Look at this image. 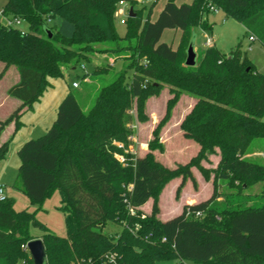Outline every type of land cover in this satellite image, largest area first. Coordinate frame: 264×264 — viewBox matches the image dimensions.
Instances as JSON below:
<instances>
[{"label":"trees","instance_id":"trees-1","mask_svg":"<svg viewBox=\"0 0 264 264\" xmlns=\"http://www.w3.org/2000/svg\"><path fill=\"white\" fill-rule=\"evenodd\" d=\"M118 1L6 0L1 9L29 26L21 32L0 21V75L11 66L16 69L19 79L7 95L20 103L0 120V132L12 122L13 133L21 127V115L50 87V79L63 75V66L89 59L93 51L125 49L129 54L125 69L99 88L87 110L67 93L44 135L17 149L14 186L39 206L57 191L66 234L58 236L44 227L35 211L14 209V198L7 196L0 200V264H34L21 247L37 237L30 233L31 225L42 230L47 264H157L173 258L196 264H264V185L256 195L260 205L245 206L253 197L243 194V189L264 182V163L248 156L251 142L264 138V73L238 50L224 54L214 45L203 50L194 66L184 64L192 28H211L206 16L212 5L264 43V0H191L179 5L166 0L154 20L149 18L153 5L145 18L143 10L133 8L135 15L126 18L123 35L116 30ZM166 28L181 31L177 48L161 41ZM120 39L127 44L119 45ZM104 43L115 46L95 47ZM129 69L133 74L127 80ZM165 86L172 96L148 146L162 150L159 126L168 120L178 95L187 92L196 100L179 128L200 145L198 157L216 149L218 162L210 170L211 196L183 205L179 214L162 221L156 216L157 191L178 175L177 195L187 178L195 186L190 166L198 157L169 169L151 152L138 156L129 147V125L133 104L138 117L146 119L141 115L145 100ZM11 140L0 144V159ZM217 180L218 188L224 184L228 193L216 191ZM150 198V214L142 217L139 207ZM109 223L120 229L104 231Z\"/></svg>","mask_w":264,"mask_h":264},{"label":"rangeland","instance_id":"rangeland-1","mask_svg":"<svg viewBox=\"0 0 264 264\" xmlns=\"http://www.w3.org/2000/svg\"><path fill=\"white\" fill-rule=\"evenodd\" d=\"M5 1L6 0H0L1 22L4 21V16L1 15V9L5 4ZM162 1L163 0H124V6L129 8L132 7L135 10H143V15L145 18L150 6L153 5L149 16V18H152ZM214 7L218 8V10L211 12L209 9V14L206 16L209 24L213 25V31L211 35V28L210 30H206L201 27L192 28V42L195 48L194 51L196 52V62H198V60L201 58L204 52L203 50L208 47L205 44V40L206 37L209 36L210 39L212 37L214 38V45H216L215 47H217L222 53L229 54L231 50L236 49L238 50L241 57H246L255 66L258 72L264 73V43L258 39L250 42L248 39L249 33H247L245 26L235 19L230 17L226 18L219 7H216L215 5ZM117 8L118 3L116 4V9ZM115 22L117 33L123 35L125 26L117 22L116 17ZM28 26L29 25H27L26 21L21 23V30L25 32L28 30ZM173 32L174 29L166 28L162 34V42L167 41L170 44L176 43L174 48H177L180 43V39L177 38V36L175 38ZM118 44L125 45L127 44V41L120 39ZM114 46V43L95 45V47L99 49L112 48ZM128 54V51L125 49L120 50V52H112L109 50L104 52L93 51L89 53V59H82L76 64L63 66L61 69L63 75L59 76L58 78L50 79L49 82L51 85H49L50 87L46 89L47 91L43 93L42 97L34 102L32 108L28 109L21 115L20 119L22 125L15 131L14 136L10 141V155L8 156L9 158L6 162V166L8 168L6 177L3 175L5 170V166H3L4 162H0V182L4 183L5 194L8 197H16L14 209H27L30 212L35 211L36 219L39 221V223L58 236H63L66 234L65 211L61 210L60 208L61 197L59 196V193L57 191L52 192L40 206L32 203L30 204L28 198L25 197L16 186H14L15 178L10 181L11 171H14L15 167L14 163H18L17 153H13V147L18 149L29 139L44 135L45 131L54 121L50 120L51 118L49 114L52 112L53 107H58V104L62 99L61 97L64 96L66 92L75 95L81 108L83 110H87L90 105L94 103V98L97 95L99 88L112 81L121 70L125 69L128 62V59L126 58ZM1 64L2 63L0 62V65ZM105 66V71L99 69V67ZM132 74L133 71L129 69L127 71V80H130ZM3 75H0V79L3 78ZM14 79L15 73L11 71L4 80L0 81V120H3L12 112V100L9 98V96H5L4 91L5 87L10 86ZM74 81L77 82L79 87L72 86ZM171 96L172 94L169 92V87L165 86V88H163L159 93L148 97L147 100H145L141 111V115L146 116V119L144 120L138 117L136 105L135 103L133 104L132 109L130 110V114L133 115V120L129 125L131 131H133V134L130 138L132 143L129 145V147L138 156H142L147 152H151L153 157L157 161L161 162L163 166L169 169H174L178 167V165H185L191 158H197L200 151V145H198L193 139L184 137L182 130L179 128L181 121L184 119L183 117H185L186 113L190 111L196 100L189 93L184 92L178 95L179 99L172 106L169 112L170 115L168 120L162 122L159 126L158 143L162 146V150L155 147L154 149H151V147L148 146L149 141L153 139V129L158 123L162 121L163 117L165 116L166 104L168 98ZM187 109L189 111L185 113ZM262 120H264V116L262 117ZM9 133L10 132H6L4 134V138L8 139L12 135L10 133L11 135L9 136ZM251 143L250 150H253V154L249 153L248 156L264 163V138H257ZM217 155L216 149L215 152L204 150L201 154V157L197 158V164L190 166L191 173L196 179L195 186H193L191 180L187 178L186 182L179 191L180 193L177 195L176 189L181 182V176L179 175L172 177L161 186L156 195L157 205L159 208V212L156 215L158 219H160L159 214L162 212V216H167L181 211V209H183V201H194L211 196L213 193L212 188L214 175L210 170L217 167ZM203 168L208 171V177L203 174ZM263 185L264 182H258L250 185L246 189H243L244 195H250V197H253V199L246 203L245 206H250L252 203L255 205L261 204V198L256 195H260ZM218 190L221 193L229 192L226 190L224 184L220 185L218 188L217 180L216 191L219 192ZM222 198L223 195L218 197V199ZM151 203L152 198L140 205L139 211L141 210L142 217L150 214ZM106 226L107 227L104 229V231L107 232L120 229V226H115L112 223H109ZM30 233L39 237L42 234V230L40 227L31 225ZM26 245L27 243H24L21 247H26ZM26 251L29 254L27 249ZM157 264L196 263L173 258L169 260L158 261Z\"/></svg>","mask_w":264,"mask_h":264},{"label":"crops","instance_id":"crops-1","mask_svg":"<svg viewBox=\"0 0 264 264\" xmlns=\"http://www.w3.org/2000/svg\"><path fill=\"white\" fill-rule=\"evenodd\" d=\"M165 1L166 0H163L162 1V3L159 5V7H158V9L156 10V12L154 13V15H153V17L152 18H150V20H154L157 16H158V14H159V12L163 9V7L165 6L164 4H165ZM191 0H187V1H185V0H181V1H178V0H174V2L177 4V5H179V4H181V3H183V2H186V3H189ZM209 14V13H208ZM224 15V14H223ZM223 21L225 22V20L223 19ZM211 25V24H210ZM200 30V29H199ZM201 31V30H200ZM212 31H213V25H211V30H210V35L212 34ZM180 33H181V31L180 30H175L174 29V32H173V34H174V37L176 38V36H177V38H181V36H180ZM163 34V33H162ZM162 36V35H161ZM163 37V36H162ZM212 39V41H211V46L212 45H214L215 44V40H214V38L212 37L211 38ZM161 41H162V38H161ZM179 41V40H178ZM167 42V41H166ZM165 42V43H166ZM168 43V42H167ZM170 44V43H169ZM175 44L176 43H172L171 45H172V47L174 48L175 47ZM214 46H216V45H214ZM193 49H195L194 47H193ZM2 67H3V64H1L0 65V70L2 69ZM13 69V70H12ZM11 71H13L14 73H15V79L12 81V83H11V85L12 84H14V83H16L17 81H18V79H19V74H18V72L16 71V69L13 67V66H11L10 68H8L7 70H6V73L2 76L3 78L2 79H0V81H2V80H4L6 77H7V75L8 74H10V72ZM10 85V86H11ZM50 85H51V83H50ZM10 86H6L5 87V91H4V93H5V96H8L7 95V90L9 89V87ZM77 87H79L78 85H77ZM47 91V90H46ZM46 91H44V92H46ZM68 92H66V94H67ZM66 94H64V96L66 95ZM64 96H62L61 98H63ZM42 97V96H41ZM8 98V97H7ZM9 98H11V97H9ZM11 102L13 103V109H15L20 103H19V100H17L16 98H14V97H12L11 98ZM58 106H59V104H58ZM32 108V107H31ZM57 108L58 107H53V110H52V112L49 114L50 115V120H55V118H54V116H56V112H57ZM12 109V110H13ZM30 109V108H29ZM27 111V110H26ZM26 111H24V112H26ZM187 111H189L188 109L185 111V113L187 112ZM185 115V114H184ZM54 118V119H53ZM184 118V117H183ZM182 118V119H183ZM13 130H14V123L12 122L11 124H9V125H7L1 132H0V144H2L3 142H5V141H7L11 136H12V138H13V136H14V133H13ZM8 133V132H10L8 135L10 136H8L9 138L8 139H6V138H4V134L5 133ZM9 148H10V143H9ZM9 148H8V150H9ZM10 150L8 151V153L6 154V156L4 157V158H2V159H0V162H4L3 163V166H5V170H4V173H3V175L6 177L7 176V173H8V168H7V161H8V156L10 155ZM13 153H17V148L15 149L14 147H13ZM254 153H257V152H254ZM253 154V153H252ZM17 157H18V155H17ZM216 160H217V162H218V155H217V158H216ZM16 161V160H15ZM18 163H19V159H18ZM18 163H14V171H11V175H10V181L12 180V179H14L15 178V176H16V173H17V169H18ZM8 179V178H7ZM0 184H3L4 185V183H2V182H0ZM19 193V192H18ZM18 193H16V194H18ZM14 198V200H16V197H13ZM206 198H208V196L207 197H204V198H202V199H198V200H192V201H183V205H185V204H192V203H196V202H199V201H202L203 199H206ZM181 211H182V209H181ZM181 211H179V212H177V213H173L172 215H165V216H162V214H163V212L162 213H160L159 214V216H160V219L162 220V221H164V220H167V219H170V218H172V216H175V215H177V214H179Z\"/></svg>","mask_w":264,"mask_h":264},{"label":"built area","instance_id":"built-area-1","mask_svg":"<svg viewBox=\"0 0 264 264\" xmlns=\"http://www.w3.org/2000/svg\"><path fill=\"white\" fill-rule=\"evenodd\" d=\"M129 9H130L129 7L124 6V0L118 1V8L115 11V17H116V21L119 22L120 24H123L124 26L126 24L125 20L128 17ZM209 9L211 12L218 10V8H215L214 5L210 6ZM1 15L4 16V21L2 22L3 24L9 27L10 26L17 27L21 30V23L24 22L23 19L13 16V15L5 16L2 10H1ZM21 32H24V31L21 30ZM248 39L250 42H252L256 38L253 34L249 33ZM205 44L208 47L211 46L212 43H211V39L209 36L206 37ZM72 86L77 87V82L74 81L72 83ZM6 198H7V195L5 194V186L3 184H0V200H5ZM26 249H27V245H26ZM71 264H74V263H71Z\"/></svg>","mask_w":264,"mask_h":264},{"label":"water","instance_id":"water-1","mask_svg":"<svg viewBox=\"0 0 264 264\" xmlns=\"http://www.w3.org/2000/svg\"><path fill=\"white\" fill-rule=\"evenodd\" d=\"M135 13L133 8L130 7L128 16L134 17ZM48 37H51V32L47 30ZM193 42L191 41L186 49L187 55L184 61V64L187 66H194L196 64V52L193 49ZM27 249L30 255V258L33 259L34 264H47V259L45 257V247L42 243L41 238L35 237L32 240L27 242Z\"/></svg>","mask_w":264,"mask_h":264}]
</instances>
